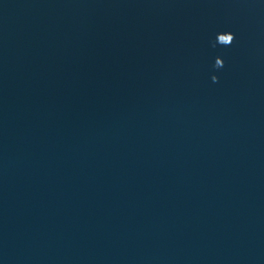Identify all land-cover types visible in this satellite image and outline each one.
I'll return each instance as SVG.
<instances>
[{"label":"water","instance_id":"obj_1","mask_svg":"<svg viewBox=\"0 0 264 264\" xmlns=\"http://www.w3.org/2000/svg\"><path fill=\"white\" fill-rule=\"evenodd\" d=\"M0 264H264V0H0Z\"/></svg>","mask_w":264,"mask_h":264},{"label":"clouds","instance_id":"obj_2","mask_svg":"<svg viewBox=\"0 0 264 264\" xmlns=\"http://www.w3.org/2000/svg\"><path fill=\"white\" fill-rule=\"evenodd\" d=\"M221 36L230 37L231 38L230 42H227V43L221 42L218 39ZM233 40H234V35L229 33V32L217 33L216 37H215V42L212 44V47H216L217 45L228 47V46H230L232 44ZM222 67H223L222 60L220 58H216L215 61H214V64H213V68L218 70V69H220ZM211 80H212L213 83H215V82H217V77L216 76H212Z\"/></svg>","mask_w":264,"mask_h":264}]
</instances>
